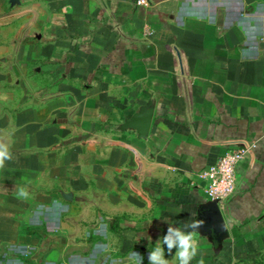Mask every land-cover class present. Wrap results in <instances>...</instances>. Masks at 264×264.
Instances as JSON below:
<instances>
[{
  "label": "crops",
  "instance_id": "obj_1",
  "mask_svg": "<svg viewBox=\"0 0 264 264\" xmlns=\"http://www.w3.org/2000/svg\"><path fill=\"white\" fill-rule=\"evenodd\" d=\"M26 1L33 22L29 33L35 29L39 40V71L55 88L44 94L52 120L26 124L24 154L31 158L36 144L42 152L50 138L68 145L62 133L70 129L67 153L78 161L80 145L95 154L100 143L96 130H123L126 120L151 110L145 137L104 141L105 161L112 164L118 157V172L134 173L135 184L123 193L124 198L134 193L136 199L134 205L110 203L103 209L121 229L128 221L167 229L169 222L182 227L193 213L197 219L207 202L204 171L242 150L236 194L221 209L227 235L218 241L202 232L200 255L205 264H235L239 253L222 242L235 246L247 241L251 264H264V0ZM33 129L40 130L39 141L36 133L33 139ZM130 159L133 167L126 165ZM145 191L151 193L148 205L143 203ZM37 207L44 209L43 220L60 223L61 202ZM23 209L31 205L0 202V241L20 240L25 254L31 249L28 236L10 229ZM128 214H133L131 220ZM121 229L104 232L102 243L77 245L68 257L52 251L43 264H132L133 251L149 264L151 249L139 242L143 234ZM111 238H118V245L107 242ZM15 264L33 263L22 259ZM169 264H176L175 259Z\"/></svg>",
  "mask_w": 264,
  "mask_h": 264
},
{
  "label": "rangeland",
  "instance_id": "obj_2",
  "mask_svg": "<svg viewBox=\"0 0 264 264\" xmlns=\"http://www.w3.org/2000/svg\"><path fill=\"white\" fill-rule=\"evenodd\" d=\"M27 5L26 0H0V142L7 143L13 155V159L6 161L4 168L0 169V202L17 201L21 205H31V212L29 209L21 210L22 214L13 219L10 227L17 235L28 236L26 245L31 249L24 254V245L20 240L15 243L0 241V264H15L22 262V259L33 264H43L52 251L57 255L63 252L68 257L75 252L77 245L86 247L91 243H102L104 232L118 233L121 229L119 223L114 221V216L104 211L105 204L118 206L120 202H127L134 205L136 199L134 193H128V198H124L123 193L135 184L134 173L118 172V157L112 164L103 158L107 157L103 147L107 138L138 136L131 131L118 128L96 130L100 143L96 146L95 154L89 153L87 145H80L82 151L78 161H72V154L67 153L72 147L69 143L72 138L70 129L62 133L68 145L56 144L54 138H50L51 144L43 146L42 152L36 144L32 146L31 158L30 153L24 154L25 137L27 130H30V125L26 124L34 120L39 122L41 118L52 120L48 119L52 115L48 111L51 102L45 100L44 94L55 88V82L39 71V40L35 29L29 33L33 22L29 21L28 12L25 11ZM33 131V139L36 133L35 140L39 141L40 130ZM66 131L69 132L68 136ZM116 147L119 148V145ZM62 148L65 149L64 153ZM111 165L112 172H109ZM126 165L133 167L135 161L130 159ZM148 184L144 180V186ZM21 187L26 188L29 194L27 199L17 198L16 192ZM143 196V203L148 205L151 193L145 191ZM52 201L63 205L57 226L43 220L40 212L44 209L37 207L40 204L50 206ZM132 215L126 217L131 220ZM144 223H122L121 231L143 234L144 239L139 242L143 247L152 249L167 229L163 225ZM93 233H99L100 238L94 240ZM199 233L203 234L201 231ZM107 242L114 246L118 245L119 239L111 238ZM222 245L232 247L234 252L239 253L241 259L236 258L232 263L251 264V245L248 246L247 241L235 242L233 246L225 240ZM174 255L175 249L169 254L165 246V258L174 260Z\"/></svg>",
  "mask_w": 264,
  "mask_h": 264
},
{
  "label": "clouds",
  "instance_id": "obj_3",
  "mask_svg": "<svg viewBox=\"0 0 264 264\" xmlns=\"http://www.w3.org/2000/svg\"><path fill=\"white\" fill-rule=\"evenodd\" d=\"M13 159L10 147L7 143L0 142V169H3L6 161ZM17 198L27 199L28 192L26 188L21 187L16 192ZM193 218L184 223L182 227L173 226L171 222L167 227L166 234L157 240L153 248L149 251L148 261L149 264H169V259L165 258V246L167 252L171 254L175 249L174 259L177 264H191L201 253V242L199 239V229L204 226L205 221L195 219V213L192 214ZM151 222H149L150 224ZM226 228V225H222ZM138 240V237H137ZM143 256L133 251L130 254L132 264H143ZM197 264H205L202 255L197 261Z\"/></svg>",
  "mask_w": 264,
  "mask_h": 264
},
{
  "label": "built area",
  "instance_id": "obj_4",
  "mask_svg": "<svg viewBox=\"0 0 264 264\" xmlns=\"http://www.w3.org/2000/svg\"><path fill=\"white\" fill-rule=\"evenodd\" d=\"M147 0H140L138 4H146ZM244 151L237 150L226 154L204 171L206 186L204 194L207 202H215L223 209L236 194L237 165L244 158Z\"/></svg>",
  "mask_w": 264,
  "mask_h": 264
},
{
  "label": "water",
  "instance_id": "obj_5",
  "mask_svg": "<svg viewBox=\"0 0 264 264\" xmlns=\"http://www.w3.org/2000/svg\"><path fill=\"white\" fill-rule=\"evenodd\" d=\"M152 111L149 110L139 114L132 120H126L122 126L123 130H134L138 136L145 137L150 129L152 121ZM197 219L205 221L204 226L199 231L214 235L218 241L227 235V225L224 221L221 209L215 202H207L199 208ZM226 225L223 228L222 225Z\"/></svg>",
  "mask_w": 264,
  "mask_h": 264
}]
</instances>
